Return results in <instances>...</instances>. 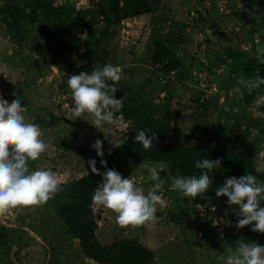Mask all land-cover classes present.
I'll use <instances>...</instances> for the list:
<instances>
[{"label":"rangeland","instance_id":"374dc122","mask_svg":"<svg viewBox=\"0 0 264 264\" xmlns=\"http://www.w3.org/2000/svg\"><path fill=\"white\" fill-rule=\"evenodd\" d=\"M13 1L21 5L26 2ZM106 1L54 0L55 5L72 7V16L76 11L82 12L75 26L69 28V41L76 48L70 54H62L56 64L49 62L50 54L41 57L34 49L39 44L52 50L44 18L24 25L22 50L0 20V97L9 103L21 99L26 119L40 126L42 139L49 145L38 160H29L30 171L52 170L60 174L63 183L89 172L88 161L97 156L91 145L100 139L103 151L112 148L108 141H120L144 105L154 108L169 132L177 129L187 133L193 128L203 130L214 125L224 140L230 125L242 123L243 118L264 125V96L244 106L241 95L247 88L237 82L240 71L231 65L218 68L213 65L225 47L264 54L258 51L264 50V28L254 20L250 24L241 23L234 14L243 6L241 0H159L154 12L121 20L114 36L103 40L105 24L101 16L91 11ZM170 31L180 32L183 37V42L176 47L182 66L174 73L160 75L150 63L152 36L167 35ZM213 31H222L225 37L211 39ZM87 49L107 50L105 65L122 69L115 95L124 97L130 110L136 111L133 118L124 119L129 123L127 131L107 124L98 130L87 121L88 114L72 120L65 117L73 106L68 74L102 68L99 61L86 54ZM7 83H19L23 94L18 95ZM200 100L205 103L208 100L210 105L204 107ZM51 117L58 120L50 125L40 124L47 123ZM256 131L253 127L251 135L259 134L261 143L253 164L257 171L264 172V126L262 132ZM150 167L166 170L164 164L143 163L129 176L145 193L153 186ZM170 177L173 176L161 177L166 183L160 194L167 201V207H158L156 223L120 227L114 212L92 203L98 241L106 244L120 238L135 239L153 251L150 264H225L238 240L257 242L248 233L250 226L235 227L237 206H230L215 193H202L194 199L184 197L172 190ZM172 216L180 222L176 223ZM228 220L232 226H226ZM0 222L10 235L6 249L0 254V264H98L82 254L78 240L55 216L50 200L40 206L12 209L0 216Z\"/></svg>","mask_w":264,"mask_h":264},{"label":"trees","instance_id":"16d2710c","mask_svg":"<svg viewBox=\"0 0 264 264\" xmlns=\"http://www.w3.org/2000/svg\"><path fill=\"white\" fill-rule=\"evenodd\" d=\"M241 1L243 6L234 11L240 22L250 24L254 20L264 28V1ZM158 2L159 0H107L105 4L94 7L91 13L101 16L105 24L101 38L108 40L114 36L116 26L121 20L152 13ZM73 11L70 6L55 5L54 0H26L24 5L16 4L13 0H2L0 20L9 29L18 48L22 50L24 49L22 43L24 25L33 24L40 17L44 18L52 50L44 49L39 44L35 45L34 49L41 57L50 54L49 62L56 64L62 54H70L76 48L69 41V28L75 26L82 12L76 11L72 16ZM68 20H70L69 23H67ZM66 23L68 27H65ZM111 26L113 27L109 31ZM217 37H225V34L222 31H213L211 39ZM182 42L183 37L180 32L170 31L167 35L152 36L150 63L155 72L167 75L181 68L182 63L177 56L176 47ZM86 52L99 61L103 68L107 50L92 52L87 49ZM258 56L261 55L225 47L215 57L213 65L217 68L220 65H231L240 71L243 79L254 77L258 70L259 75L264 77V64L258 63ZM6 85L11 90H15L18 95L23 94V88L19 83ZM261 95H264V85L253 90L243 89L241 100L243 105L247 106ZM115 97L121 99L119 96L115 95ZM200 102L204 103V107L210 105L208 100L206 103L204 100ZM133 113L136 111H131L124 102L120 113L123 118L130 120L133 118ZM57 120L58 118L51 117L47 123L42 121L40 124L50 125ZM263 126L260 121L243 118L242 123L238 121L230 125L224 140L221 139V134L214 125H211L209 129L205 127L203 130L193 128L187 133L177 129L169 132L159 121L154 108L144 105L142 111L136 113L129 130L121 139L124 144L119 148L112 147L104 150L103 158L107 161V168L118 171L125 178L132 175L143 163L164 164L166 170H158L161 177L191 176L202 171L195 167L197 160L220 158L221 167L209 173L212 185L205 192L216 193V189L223 184L224 180L232 176L239 178L245 174H252L258 182H264V172L257 171L253 164L254 155L258 152L261 143V136L251 135L253 127H256V132L260 133ZM141 129L145 130L149 136L156 133L157 139L153 142V147L148 150L133 140L136 132ZM109 150H111L110 155ZM100 159L96 156L94 160L97 169L103 173L105 168L101 166ZM101 180V175H96L90 170L73 181L62 183V190L49 199L55 216L61 220L66 231L78 240L79 248L86 258L98 264H150L154 259L153 251L135 239L120 238L106 244L98 241L95 233L96 221L92 209V195L102 183ZM222 198L227 201V197L222 196ZM261 206H264V202ZM172 219L176 223L180 222L178 217L172 216ZM251 227L248 233L261 246H264V233L253 232ZM9 237L8 229L0 222V254L6 249Z\"/></svg>","mask_w":264,"mask_h":264},{"label":"clouds","instance_id":"9594fccd","mask_svg":"<svg viewBox=\"0 0 264 264\" xmlns=\"http://www.w3.org/2000/svg\"><path fill=\"white\" fill-rule=\"evenodd\" d=\"M258 51L264 53V50ZM257 60L258 63L264 64V54L258 56ZM121 73L119 66L106 64L103 68H96L91 72L72 74L67 80V85L71 90L73 106H70L65 117L72 120L88 114L90 119L87 121L98 130L107 124L127 131L129 123L124 120L122 114L118 115L124 106V97H115L119 90ZM237 82L253 90L264 85V77L259 75L258 70L254 77L240 78ZM24 112L21 99L17 98L9 103L0 97V216H5L10 210L19 207L44 205L62 190L63 181L57 172L46 169L29 170V160H38L48 150L49 145L42 139L40 126L27 120ZM156 139V133L149 136L143 129L133 137L134 142L142 144L145 150L153 147ZM108 142L116 148L124 144L123 140L111 139ZM91 148L101 158L100 164L105 168V171L100 173L96 161H88L91 172L102 176V183L92 195L93 205L114 212L116 223L120 227L156 223L158 207H167V201L160 194L166 181L161 179L157 168H148L153 186L145 193L133 179L125 178L118 171L107 168V161L103 158V142L100 139H97ZM195 167L202 171L191 176L170 177L172 190L192 199L205 193L212 185L209 173L221 167V159L197 160ZM215 194L217 198L227 197L230 206L238 207L235 213L238 217L236 228L252 226L251 231L264 233V206H261L264 202V182H258L252 174L239 178L232 176L224 180ZM227 214L226 212L225 215ZM225 224L232 226L230 220L225 221ZM220 235L222 239L223 233ZM225 264H264V246L257 242L238 240L235 250L229 253Z\"/></svg>","mask_w":264,"mask_h":264},{"label":"built area","instance_id":"2783aa9c","mask_svg":"<svg viewBox=\"0 0 264 264\" xmlns=\"http://www.w3.org/2000/svg\"><path fill=\"white\" fill-rule=\"evenodd\" d=\"M71 75H72V73H69V74H68L69 77H70ZM263 96H264V95H263ZM263 96H259L257 101H259L260 99H262ZM263 100H264V99H263Z\"/></svg>","mask_w":264,"mask_h":264}]
</instances>
